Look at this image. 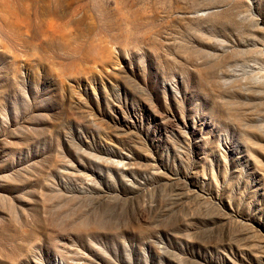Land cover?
Listing matches in <instances>:
<instances>
[{
	"label": "rangeland",
	"instance_id": "rangeland-1",
	"mask_svg": "<svg viewBox=\"0 0 264 264\" xmlns=\"http://www.w3.org/2000/svg\"><path fill=\"white\" fill-rule=\"evenodd\" d=\"M0 264H264V0H0Z\"/></svg>",
	"mask_w": 264,
	"mask_h": 264
}]
</instances>
